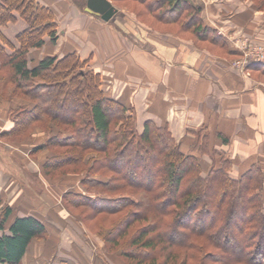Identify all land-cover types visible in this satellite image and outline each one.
Masks as SVG:
<instances>
[{"label": "trees", "instance_id": "1", "mask_svg": "<svg viewBox=\"0 0 264 264\" xmlns=\"http://www.w3.org/2000/svg\"><path fill=\"white\" fill-rule=\"evenodd\" d=\"M128 1L135 10L121 8L152 29L222 44L197 0ZM17 16L26 24L15 35L18 46L0 29V105L8 120L0 140L17 148L42 135L27 154H42L43 181L62 189L59 211L111 222L96 234L130 264H264L261 165L233 175L230 139H211L203 128L179 142L167 124L147 120L137 132L132 108L103 88L89 59L75 51L37 58L33 50L45 37L57 39L51 8L0 0V28ZM245 69L264 76L263 62ZM16 212L0 195V262L8 264H20L45 232L39 220Z\"/></svg>", "mask_w": 264, "mask_h": 264}, {"label": "crops", "instance_id": "2", "mask_svg": "<svg viewBox=\"0 0 264 264\" xmlns=\"http://www.w3.org/2000/svg\"><path fill=\"white\" fill-rule=\"evenodd\" d=\"M197 1L205 22L216 30L222 44L152 29L128 12L123 13L126 18H114L123 11L110 0L116 13L109 21L75 10L64 24L57 22L56 41L45 37L42 48L33 52L38 59L46 55L61 58L73 51L89 59L102 77L103 88L132 108L137 132L149 120L157 126L167 124L177 142L191 137L187 131L203 128L211 139L221 133L230 139L233 175L252 163L264 171V76L257 71L244 75L232 65L238 38L246 36L264 44V7H257L255 0ZM14 24L21 30L26 26L21 19ZM34 137L41 140L42 135L36 131ZM41 157L34 161L39 172ZM8 172L0 168L3 203L16 208L17 216H33L45 226L43 237L30 242L20 264H94L88 245L72 236L76 233L69 224L52 225L45 209L19 199L20 193L10 189ZM55 184H47V191L60 200L63 191ZM55 212V218L63 221L62 212Z\"/></svg>", "mask_w": 264, "mask_h": 264}, {"label": "rangeland", "instance_id": "3", "mask_svg": "<svg viewBox=\"0 0 264 264\" xmlns=\"http://www.w3.org/2000/svg\"><path fill=\"white\" fill-rule=\"evenodd\" d=\"M37 1L52 9L56 23L62 22L64 24V21H68V18L72 16L71 13L75 10H77L75 12H78L79 15L85 12V10H83L85 7V0H37ZM68 3L73 4V7L69 9ZM79 3L80 4L84 3L83 8L79 7ZM115 5L118 8L124 6L128 10L131 11H133V9L135 10L134 3L128 0L118 2ZM128 10L121 8V12L123 11L121 15L118 14L114 18H116L117 16L126 18L124 15L127 12L130 14H134L133 12ZM17 18L20 19L18 16ZM5 26H4L5 28L2 27L0 28L1 32L8 39V41H10L15 47L18 46L14 35H16L21 30L20 25L19 24L15 25L14 23L12 24L8 23ZM262 79L264 80V77ZM1 106L3 105H0V130L3 129L7 123L6 121L7 117L5 115L4 107ZM35 138H37V140ZM39 138L40 137H34L29 144L35 145V143L39 141ZM5 143L6 142H4L3 140H0V168L6 167L9 170L10 174L8 175H10L9 177L12 178L11 179L12 187H10V189H15L17 193H20V196L22 198L19 199L21 201L23 200L30 207L32 206V204H34L38 207V209L42 211H44L43 209H45L46 213L45 212L44 213L50 218L48 222H51L52 225L55 224L59 226V225H64L65 223L69 224L71 226V231L76 233V234H72V236H75L76 240L78 236L79 240L83 241V244L88 245V254H90V256L92 257V262H94V264H130L127 260L123 258L121 252H119V249L115 250L114 248L105 245V243L101 240V238L96 234V232L99 230V225L103 224L104 227H108V225L110 226L111 222L108 221L106 222L105 220H101L100 218L93 220L88 218L82 220L81 218L79 219L78 217L70 216L69 214H66L68 216H65L63 214V217H65L63 218V221L62 219L58 220L57 218H55L56 217L55 210L59 211V209L60 210H64V209L62 207V202L59 200V198L56 200L53 199L49 195L50 193L47 191L49 186L47 185L46 182L44 183V181L41 178L39 169L34 164V161L38 160L37 159L38 155H36L35 157H30L29 154H27V150L32 148L30 147L29 144L25 143L24 146H19L15 148V147H11L9 143H7L8 145H5ZM71 183L72 182H70V184ZM16 204H22V203L19 202ZM77 212H79V210H77ZM66 218H68L70 222L68 221L65 222ZM188 264H195V263L189 262Z\"/></svg>", "mask_w": 264, "mask_h": 264}, {"label": "built area", "instance_id": "4", "mask_svg": "<svg viewBox=\"0 0 264 264\" xmlns=\"http://www.w3.org/2000/svg\"><path fill=\"white\" fill-rule=\"evenodd\" d=\"M240 56L233 60V66L245 75V67L249 62H264V45L243 36L235 41Z\"/></svg>", "mask_w": 264, "mask_h": 264}, {"label": "water", "instance_id": "5", "mask_svg": "<svg viewBox=\"0 0 264 264\" xmlns=\"http://www.w3.org/2000/svg\"><path fill=\"white\" fill-rule=\"evenodd\" d=\"M84 10L100 17L103 21H109L116 13V8L110 0H85Z\"/></svg>", "mask_w": 264, "mask_h": 264}]
</instances>
